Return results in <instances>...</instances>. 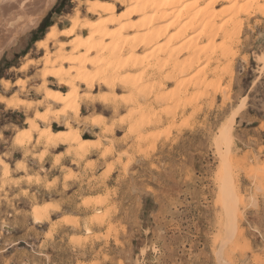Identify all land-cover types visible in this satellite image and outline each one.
I'll return each mask as SVG.
<instances>
[{
    "label": "rangeland",
    "instance_id": "rangeland-1",
    "mask_svg": "<svg viewBox=\"0 0 264 264\" xmlns=\"http://www.w3.org/2000/svg\"><path fill=\"white\" fill-rule=\"evenodd\" d=\"M82 1L0 0V264H264V6L240 17L206 92L179 112L158 107L161 122L131 135L120 87L81 92L78 117L44 100V82L60 90L43 81L45 50L68 39L39 43L76 13L86 19ZM175 92L171 83L163 97ZM31 120L91 140L83 159L36 131L20 144Z\"/></svg>",
    "mask_w": 264,
    "mask_h": 264
},
{
    "label": "bare ground",
    "instance_id": "bare-ground-1",
    "mask_svg": "<svg viewBox=\"0 0 264 264\" xmlns=\"http://www.w3.org/2000/svg\"><path fill=\"white\" fill-rule=\"evenodd\" d=\"M220 2L228 4L222 12L215 10ZM263 2L264 0L82 1L89 14L86 19L76 13L71 18L69 29L59 31L57 27H51L52 33L39 43V47L46 48L51 39H68L65 42L57 40L54 53L45 50L47 53L43 64L46 71L43 72V81L56 80L61 91L49 89L44 82L41 88L45 94L44 100L63 105L66 118L68 113L78 117L80 109L77 102L80 101L78 97L81 92L86 91V94L92 95L98 85L99 89H109L115 96L120 87L122 91L129 93L130 134L141 135V131L147 126L161 122L162 117L159 118L156 114L158 107L170 110L169 107L174 104L178 111L186 95H195L192 93L195 91L206 92L210 68L213 69V64H220L221 59L228 58L225 51L229 49L232 37L240 32V17L249 16L252 12L260 14ZM215 46H220L219 57V50ZM171 83L175 85V96L166 100L163 92ZM65 89L67 93L62 92ZM116 104L119 105L117 102ZM165 109L161 111L162 115ZM183 112L186 113L187 109L184 108ZM168 114L172 115L169 111ZM39 117L44 122L49 116L42 114ZM35 120L29 122V129L18 131L20 137L17 141L20 144L24 140H31L32 133L36 131L39 133V143L56 147L68 145L72 149L76 146L79 150L74 149L76 151L72 150L68 155L75 152L76 156H80L79 159L84 157L87 151L85 145L89 141L83 140L79 132L70 135L68 131L54 132L51 127L39 129ZM91 124L98 126L101 122L92 119ZM48 211L47 205L36 210L33 214L35 223L48 221ZM220 226H223V222ZM92 230L88 227L86 233L91 234Z\"/></svg>",
    "mask_w": 264,
    "mask_h": 264
},
{
    "label": "crops",
    "instance_id": "crops-1",
    "mask_svg": "<svg viewBox=\"0 0 264 264\" xmlns=\"http://www.w3.org/2000/svg\"><path fill=\"white\" fill-rule=\"evenodd\" d=\"M80 114H81V109H80ZM104 118H105L106 120L108 119V117H104ZM59 132H61V131H59ZM82 139H83V140H85V141L92 142L91 140H88V139H86V138H83V137H82ZM60 146H63V147L65 148V150H67V149H68V148H66V146H67V145H60ZM60 146H58V147H60Z\"/></svg>",
    "mask_w": 264,
    "mask_h": 264
},
{
    "label": "trees",
    "instance_id": "trees-1",
    "mask_svg": "<svg viewBox=\"0 0 264 264\" xmlns=\"http://www.w3.org/2000/svg\"><path fill=\"white\" fill-rule=\"evenodd\" d=\"M52 25L48 26V27H51Z\"/></svg>",
    "mask_w": 264,
    "mask_h": 264
}]
</instances>
